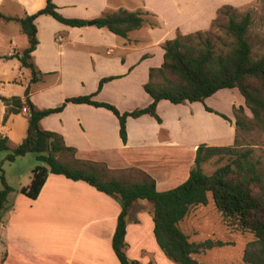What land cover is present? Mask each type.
Here are the masks:
<instances>
[{
    "label": "crops",
    "instance_id": "obj_1",
    "mask_svg": "<svg viewBox=\"0 0 264 264\" xmlns=\"http://www.w3.org/2000/svg\"><path fill=\"white\" fill-rule=\"evenodd\" d=\"M255 1L53 0L58 11L69 18L92 19L103 11L123 8L144 12L146 22L122 37L105 27L69 26L48 14L37 16L34 23L38 43L32 59L42 75L28 84L30 100L39 109L54 108L66 97L94 93V100L108 102L120 112L145 107L152 98L143 85L150 68L162 63L165 40L177 33L208 29L224 5L241 8ZM44 5L45 0H0V11L20 17ZM12 43L13 40L7 54L0 43V55L15 52L18 48H13ZM109 76L112 78L97 90L99 81ZM226 89H231L234 100ZM216 97L224 104L230 101V106L222 110L213 106L210 100ZM205 105L228 119L207 111ZM240 105L244 106V98L237 88L219 89L203 102L174 104L161 99L156 106L161 122L149 114L128 117L125 142L119 135L115 114L88 103L67 102L60 111L43 116L39 124L59 133L65 144L76 149V158L104 163L114 173L135 180L148 174L154 178L156 189L163 191L187 178L199 144L234 143L232 107ZM245 112L248 114L247 109ZM4 113L5 105L0 100V124L9 120L13 123L19 114L28 122V112L21 111L10 114L3 123ZM3 128L4 133H13L11 126ZM35 164L30 166L25 182L11 186L0 223V264H119L111 246L120 211L118 201L83 180L55 173H49L38 196L30 198L19 189L30 183ZM139 200L142 199L132 202L126 215L127 257L139 264H172L151 237V231L146 237L142 213L134 215L135 209L152 208Z\"/></svg>",
    "mask_w": 264,
    "mask_h": 264
},
{
    "label": "trees",
    "instance_id": "obj_2",
    "mask_svg": "<svg viewBox=\"0 0 264 264\" xmlns=\"http://www.w3.org/2000/svg\"><path fill=\"white\" fill-rule=\"evenodd\" d=\"M229 5L221 7L217 15ZM41 14H48L69 26L92 24L105 27L109 31L127 37L132 30L142 27L146 19L144 12L119 8L103 11L92 19L69 18L63 16L53 0H45L44 7L23 16H11L0 11V20H16L26 34L28 45L22 51H15L4 58L16 57L20 66L30 71V82H36L42 73L32 59V51L38 43L34 20ZM216 19V18H215ZM215 19L210 27L214 25ZM252 19L250 12L228 13L225 26V39L212 36L210 27L191 33H177L175 37L162 43L164 49L160 66L150 68L144 90L152 101L145 107L120 112L114 105L93 99L92 94L66 97L54 108L39 109L30 100V88L26 86L23 96H1L5 105L4 123L10 114L28 109L26 135L11 149L4 160L13 161L26 153H34L37 163L32 168L31 181L19 189L30 198H36L49 173L61 174L72 180H83L109 196L115 198L120 211L117 216L111 246L119 264H139L138 260L127 257L125 253L126 215L132 202L137 199L151 203L153 235L165 256L176 264H205L194 254L204 252L214 246L223 245L221 240L205 239L190 241L188 235L179 227V222L190 208L205 205L210 192L215 208L224 223L232 228L253 234L243 250V264H264V170L260 160L253 155L252 147L244 148L238 142V131L258 130L264 133V51L257 54L248 40ZM99 81V90L103 82ZM222 88H237L244 98V106H233L236 127L232 145L217 146L199 144L194 156V164L187 178L167 190L156 189L155 180L148 174L135 180L118 174L106 177L104 172L114 173L104 163L85 161L76 158V149L65 144L63 137L54 131L41 128L40 119L52 112L60 111L67 102L88 103L111 110L118 118L119 135L123 142L127 139L126 120L142 114L153 116L158 122L157 102L161 99L179 104L199 101ZM247 108L250 112H245ZM207 111L215 112L224 119L228 117L205 105ZM9 138L0 134V151L9 150ZM70 157L71 162L65 160ZM216 158L226 161L211 173H205L201 164ZM0 223L7 208L8 196L12 187L0 174Z\"/></svg>",
    "mask_w": 264,
    "mask_h": 264
},
{
    "label": "rangeland",
    "instance_id": "obj_3",
    "mask_svg": "<svg viewBox=\"0 0 264 264\" xmlns=\"http://www.w3.org/2000/svg\"><path fill=\"white\" fill-rule=\"evenodd\" d=\"M227 12L236 14L250 12L252 23L248 32V40L255 53H262L264 51V0H256L254 3L241 8H226V11H222L216 16L214 25L209 28L212 36H218L225 39ZM11 40H13V48H18L15 51L22 47H26L28 44L27 36L21 30L18 21L12 20L9 23H4L0 20L1 50H4L3 52H5V54H7L8 48L11 46ZM4 56V53L0 55V71H4V73L0 72V94L19 96L24 93L26 86L30 83V71L27 68L21 67L20 62L16 57L4 58ZM226 90L229 97L233 96L230 92L231 89ZM231 98L234 100V97ZM210 103L221 110L226 109L225 106H227V108L230 106V101L224 104L225 101L219 100L217 97L210 100ZM247 112L248 115H250L248 109ZM4 125H7V128L11 126L13 133H4L6 130L3 128ZM27 125V118L22 114L16 116L13 123L9 120L6 124H0V134L7 135L8 137L10 136L11 147L9 150L0 151V174L3 173L6 181L13 188L16 187L19 182H25L27 180L30 166L33 163H37L35 154L31 152L18 156L13 161L4 160L5 156L16 146L18 143L17 141L20 142L24 138ZM238 142L241 143L244 148L252 147L254 157L259 158L260 165L264 170V133H261L258 130L248 132L239 130ZM63 159L71 162V159L68 156ZM225 161V159L217 160L216 158H212L203 162L201 168L205 173L209 174ZM20 172H23L22 176H19ZM104 174L106 177H110L116 173L107 171L104 172ZM134 175L139 177L137 174ZM207 196V204L191 207L187 215L179 222V227L188 235L190 241L198 242L209 238L213 240H221L224 244L194 254V257L205 264H243V250L246 243L253 238V234L226 225L222 220L220 213L215 208L211 193L208 192ZM139 201L152 207V205L146 200ZM138 212L142 213L141 221L146 237L147 232L151 231V237L154 239L152 232L153 228H149L150 223H153L151 210L148 211L147 207L140 211H136L135 209L134 215ZM134 220L135 218H133V221ZM168 261H170V259ZM170 263L176 264L172 260Z\"/></svg>",
    "mask_w": 264,
    "mask_h": 264
},
{
    "label": "built area",
    "instance_id": "obj_4",
    "mask_svg": "<svg viewBox=\"0 0 264 264\" xmlns=\"http://www.w3.org/2000/svg\"><path fill=\"white\" fill-rule=\"evenodd\" d=\"M22 111H23V112H28L27 107H23V108H22Z\"/></svg>",
    "mask_w": 264,
    "mask_h": 264
}]
</instances>
